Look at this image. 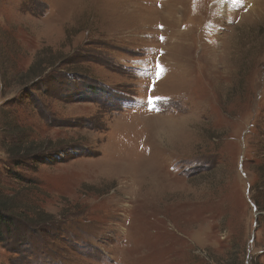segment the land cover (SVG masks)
Returning <instances> with one entry per match:
<instances>
[{
  "label": "rangeland",
  "instance_id": "374dc122",
  "mask_svg": "<svg viewBox=\"0 0 264 264\" xmlns=\"http://www.w3.org/2000/svg\"><path fill=\"white\" fill-rule=\"evenodd\" d=\"M0 202V264H264V0H0Z\"/></svg>",
  "mask_w": 264,
  "mask_h": 264
},
{
  "label": "trees",
  "instance_id": "16d2710c",
  "mask_svg": "<svg viewBox=\"0 0 264 264\" xmlns=\"http://www.w3.org/2000/svg\"><path fill=\"white\" fill-rule=\"evenodd\" d=\"M8 210V207L6 209V205L0 202V241H2V230L4 228L3 225L7 224L10 220V217L5 214V211Z\"/></svg>",
  "mask_w": 264,
  "mask_h": 264
},
{
  "label": "snow or ice",
  "instance_id": "6c2138e0",
  "mask_svg": "<svg viewBox=\"0 0 264 264\" xmlns=\"http://www.w3.org/2000/svg\"><path fill=\"white\" fill-rule=\"evenodd\" d=\"M162 27V26H161ZM150 99H154V98H150Z\"/></svg>",
  "mask_w": 264,
  "mask_h": 264
}]
</instances>
